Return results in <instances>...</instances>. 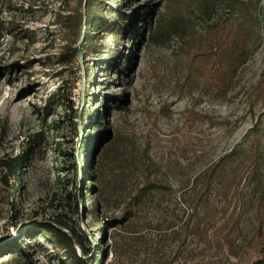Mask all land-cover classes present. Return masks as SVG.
I'll return each mask as SVG.
<instances>
[{
	"label": "rangeland",
	"instance_id": "rangeland-1",
	"mask_svg": "<svg viewBox=\"0 0 264 264\" xmlns=\"http://www.w3.org/2000/svg\"><path fill=\"white\" fill-rule=\"evenodd\" d=\"M11 1L16 9L7 15L15 20L18 34L8 35L0 51V155L23 153L33 134L44 126L41 117L51 127L63 117L65 108L56 112L45 109L47 97L62 81L73 87L69 103L79 113L88 105L86 90L95 92L107 128L91 155L89 170H85V147L83 151L80 144L77 148L83 136L79 117L75 119L79 139L70 121L60 133L52 128L45 131L46 142L34 148L22 167V193L17 190L14 197L10 187L0 184V249L24 239L40 220L65 213L89 239V255L76 246L86 264H98V252L103 253L100 264H159L163 256L171 264H184L190 257L212 255L192 236L186 244L195 252L188 257L179 255L185 235L174 238L171 232L183 227L182 218L192 204L185 203L183 196L200 192L203 180L189 189L187 182L235 148L253 152L247 173V164L244 166L239 191L226 201L213 188L210 199L239 214L238 241L243 244L260 225L264 227V37L249 62L230 73L200 52L202 38L186 41L190 34L202 33L205 23L189 11L185 0H132L128 12L137 17L139 30L145 28L133 49H120L119 67L124 71L105 72L102 67L113 61L107 58L108 51L96 68L87 47L85 55L91 57L86 70L82 57L70 65L56 60L71 36L57 24V17L75 13L82 0ZM147 10L150 24L141 23ZM175 25L185 32L175 30ZM106 38L112 50L111 35ZM126 58L129 61L124 64ZM89 72L95 75L92 84L87 82ZM99 80L101 90L96 85ZM91 106L95 110V102ZM40 108L41 117L36 114ZM258 119V129L251 132ZM63 149L82 158L78 189L76 172L70 166L73 160L69 154L63 155ZM147 180L160 182L163 188L153 190L148 202L133 208L126 220L110 225L111 219L124 217L125 201ZM81 189L78 210L72 211L65 197ZM160 241L164 248H159ZM40 242L42 245L31 242L27 248L32 264H65L50 256L54 247L49 241L40 238ZM10 247H6L7 253L14 250ZM3 254L0 264H15ZM238 263L235 258L223 261Z\"/></svg>",
	"mask_w": 264,
	"mask_h": 264
},
{
	"label": "trees",
	"instance_id": "trees-1",
	"mask_svg": "<svg viewBox=\"0 0 264 264\" xmlns=\"http://www.w3.org/2000/svg\"><path fill=\"white\" fill-rule=\"evenodd\" d=\"M131 1L82 0L75 13L57 17V24L61 26V29H65L68 35H71L63 50L57 57L55 56L58 64L70 65L76 59L79 60L82 57L85 59L86 70H89L90 63L87 58L92 56L96 60L93 64L96 63L97 68L99 61L104 56L103 52L108 51L107 58L111 57L113 61L106 65L108 67L102 68L105 72L111 70L123 72V68L120 69L119 67V61L122 60V56L119 55L120 49L125 47L133 49L134 42L137 44L138 41L137 35H141L142 30L145 28L143 26L139 30L140 26L136 24L137 17L134 13L128 12ZM185 2H187L189 11L192 14H196L195 17L197 16L205 23L202 33L190 34L186 41L192 43V41L196 40V42H199V39L202 38L203 44L200 52L206 54V56L210 55L215 59V63H219L230 73L237 71L238 68L249 62L257 49L260 48L264 37V0H185ZM114 4L115 7H113ZM15 9L11 0H0V51L8 35L16 36L18 34L15 30L17 28L15 20L12 16L7 15L11 14L10 12ZM108 12L112 16L106 14ZM149 16L150 11H145L141 23L148 22L150 24ZM181 18L184 17L182 16ZM174 28L175 30L181 29V32L184 31L183 28L177 25ZM170 29H173V27L171 26ZM107 35L112 37V50H110L108 38H106ZM80 40H82L81 45L77 47V43ZM131 41L132 43H130ZM86 47L92 50L91 56L85 55ZM128 61L129 58H126L124 64ZM46 64L50 65V61ZM95 81V75L89 72L87 82L92 84ZM96 85L101 90V80ZM219 88L215 86L214 89L219 90ZM72 94L73 87L69 86L67 81H62L58 89L51 92L47 97L45 109L48 111L52 109L56 112L59 108H65L63 117L55 120L51 127L45 122V117H41L40 108L36 114L41 117L44 126L40 131L33 134L23 153L15 155L4 153L0 155V184L10 187L14 197L17 190L22 193V167H24L29 156H31L34 148L46 142L45 131L52 128L60 133L64 129L63 124L66 121L71 122L72 132L79 139V124L75 120L79 117L82 123L83 136L77 144V148L79 144L80 151H83L85 147L86 150L84 151H87L84 158L85 163L87 162L85 170L87 168L89 170L91 167V155L95 153L96 146L105 138L104 133L107 128V123L104 120L105 111L99 109V98L97 99L95 92L87 89L84 96L85 103L87 102L88 105L86 106L85 104L83 111L79 113V110H75L74 106L70 104ZM94 102L96 105L95 110L91 106ZM258 126L259 119L252 127L251 132L256 131ZM61 152L63 155L69 154L71 160H73L70 166L76 172L77 185H75V188L78 189V170L82 158L80 156L77 158L73 152L67 153L64 149ZM251 154H253L252 151L248 152L235 148L223 156L217 164L210 165L197 178L187 182L188 187L186 189H189L194 185L195 187L196 185L198 186L199 179L203 180L200 185V192L192 193L191 195L187 194V197L183 196L185 203L192 202V204L187 207L188 211L184 215L186 217L182 218V220L185 219L183 227L178 229V231L174 228L171 236L181 239L183 233L185 235L181 246L178 248L179 255L187 254L188 257L189 254L195 252V249H189L186 244L188 236H192L197 244H205V250L212 253V255L208 254L205 258L190 257V259L183 261L184 264H187L190 260H192V264H223L224 260L227 259L229 261L233 258L239 261L238 264H264L263 225L259 226L258 231L247 244H243V242L238 241L241 223L239 214L235 211L230 213L228 207L216 205L210 199V191L213 188L218 189V194L220 197H224L226 201L232 200L236 196L244 179V166L251 160L249 159ZM248 165L246 173L248 172ZM10 180H13L12 183H10ZM65 181L63 180V185H66ZM160 188H163L162 183L150 180L138 185L136 191L124 203V210L121 213L124 214V217L111 219L110 225L126 220L132 214L133 208L144 206L150 199L153 190ZM81 192L82 189L73 195L70 193L65 197L66 204L70 210H78ZM186 198L188 199L186 200ZM82 199H84V196ZM39 222L40 224L29 230L21 241L15 239L9 242L10 248L14 249L13 251H8V253L5 251L6 247L9 246L8 243L1 247L0 253L4 252L3 256H7L8 262L15 261V264H32L27 248L31 247V242L42 245L40 244V238H43L54 247L53 251H49L50 256H54V258L65 264H86L78 256L76 246L79 245L82 252L85 255H89L92 251L89 246V239L76 229L65 213L56 214L52 219L40 220ZM65 229L70 234L66 233ZM162 243L163 241H160L159 248H164L161 245ZM98 254L99 261L97 262L100 264L103 253L98 252ZM159 256L161 255L159 254ZM93 259L97 260L96 257ZM158 262L159 264H171V261L165 256L159 257Z\"/></svg>",
	"mask_w": 264,
	"mask_h": 264
}]
</instances>
